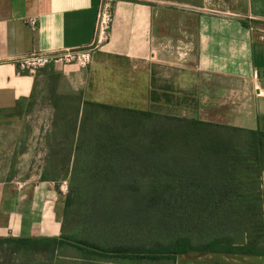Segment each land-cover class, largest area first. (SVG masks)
Here are the masks:
<instances>
[{
  "label": "crops",
  "instance_id": "0c3cea01",
  "mask_svg": "<svg viewBox=\"0 0 264 264\" xmlns=\"http://www.w3.org/2000/svg\"><path fill=\"white\" fill-rule=\"evenodd\" d=\"M158 1L115 0L110 38L94 52L90 66L58 64L32 73L20 71L10 58L91 43L102 0H0L1 239L63 240L67 197L56 181L42 178L41 173L33 180L31 165L19 180L1 173L5 160L1 155L15 157L7 148L16 147L17 122L38 99L51 106L50 130L72 105L153 111V62L164 56L165 44L182 31L176 33L174 27L184 28ZM202 4L186 17L188 40L193 43L187 61L188 74L193 75L190 86L197 95L195 119L264 131V0ZM32 18L35 25L29 23ZM262 180L264 192V173ZM191 252L264 264L260 255Z\"/></svg>",
  "mask_w": 264,
  "mask_h": 264
},
{
  "label": "rangeland",
  "instance_id": "374dc122",
  "mask_svg": "<svg viewBox=\"0 0 264 264\" xmlns=\"http://www.w3.org/2000/svg\"><path fill=\"white\" fill-rule=\"evenodd\" d=\"M158 2V5L164 7L166 11H172L175 24L182 23L184 28L177 25L174 27L176 33L180 28L182 31L177 38L165 44V50L161 52L164 56L153 62L152 110L156 114L173 119L194 120L197 95L195 87L190 86V78L193 75L188 74L191 68L188 67L187 61L193 43L188 40L186 17L192 9L195 10V5L200 7L198 4H202L205 0H159ZM202 5L204 7V4ZM192 30L194 29L191 27ZM36 102L35 106L29 107L30 113L26 114L22 121L17 122L16 147L7 148L14 150L15 157L1 155V159H5L1 163V173L8 174V177L16 175V180H19L20 176L28 175L27 168L31 165V168H34L30 174L33 180H37L40 173L42 177L57 179L55 185L59 187L62 195L67 197L70 193L73 200L71 207L65 210L64 214L65 233L75 235L78 239L110 248L117 246L151 248L169 242L174 236L159 233L157 231L159 229L155 227H145L143 231H139L127 229L123 223H113L115 213L129 211L128 209L134 205L132 192L126 186L136 182L138 189H135V192L149 191L152 175L161 173L159 169L163 164L170 169L178 166V163L180 165L193 163L195 169L187 171L188 175L196 177V174L201 172L203 178L208 175L212 182H216L225 174L224 170L219 169L221 164L213 158L214 155H211L214 146H208V151L211 152L208 153L209 155L197 156L189 149L183 156L187 158L186 161H181L184 160L179 155L182 148L177 147L174 141L164 140L160 134L155 137H148L145 134V127H151L155 122H159L155 125L158 132L163 134L165 125L172 126L177 122H171L163 117L156 120L155 117L86 107L80 114L69 113L64 115L63 119L57 118L54 120L53 129L50 130L51 106L41 98ZM193 129L195 133L200 126L195 125ZM71 135H75L78 139L75 141L77 150L70 160ZM193 137L201 136L194 134ZM201 160L205 161L204 166ZM68 165H70L69 174ZM252 178H257L256 174H252ZM252 186L254 187L253 184ZM102 205L109 207V214L107 219L100 215L97 220L95 218L97 211L94 210ZM156 216L157 212L153 213L151 218ZM207 241L206 237L194 238L196 244ZM87 249L91 247L71 241L56 246L54 253L51 250L42 252L38 251V248H31L28 254L24 255L21 250L14 252L12 243H2L0 264H172L166 259L131 258L122 253L98 255ZM215 262L216 264H250L251 260L239 256H214L188 252L186 255H180L176 264H215Z\"/></svg>",
  "mask_w": 264,
  "mask_h": 264
},
{
  "label": "trees",
  "instance_id": "16d2710c",
  "mask_svg": "<svg viewBox=\"0 0 264 264\" xmlns=\"http://www.w3.org/2000/svg\"><path fill=\"white\" fill-rule=\"evenodd\" d=\"M86 107L155 117L156 120L163 117L171 122H177L172 126L164 122L168 124L164 127V134L158 132L155 125L157 122H155L153 126L145 127V134L148 137L160 134L164 140L174 141L177 147L182 148L179 155L184 160L181 161H186L187 158L183 156L189 149L199 156L211 153L208 151V146H214L211 149V155H214L213 158L221 164L219 169L224 170L225 174L216 182H212L209 179L210 176L203 178L200 175L201 172L196 174V177L188 175L189 171L195 169L193 163L190 165L178 163V166L170 167V169L163 164L159 169L161 173L152 175L149 191L135 192V189H138L136 182L126 186L132 192L134 205L128 209L129 211L115 213L113 223H123L127 229L139 231H143L145 227H155L159 229L157 230L159 233L174 236L169 239V242L161 243L156 247H102L94 242L78 239L75 235L66 234L65 224L63 240L0 238V244L12 243L14 252L21 250L26 255L31 248H38V251L42 252L51 250L54 253L56 246L72 241L91 247L87 251L92 250L98 255L108 256L110 253L121 255L122 253L131 258L166 259L172 264H176L179 255L191 251L264 256V192L262 188L264 131L219 125L198 119H173L153 111H138L104 104L84 103L79 108L72 105L69 107V113L80 114ZM195 125L200 126V129L193 133ZM194 134L201 137L194 138ZM71 139L70 160L77 150L75 141L78 138L73 135ZM201 161L204 166L205 161ZM69 166H67L68 174ZM251 173L256 174L257 178H252ZM42 178L57 180L45 176ZM71 197L72 194L69 193L66 198V211L72 205ZM94 211H97V217H95L97 220L100 215L107 219L109 207L102 205ZM156 212L157 216L151 218V215ZM198 237H206L208 241L196 244L194 238Z\"/></svg>",
  "mask_w": 264,
  "mask_h": 264
},
{
  "label": "built area",
  "instance_id": "2783aa9c",
  "mask_svg": "<svg viewBox=\"0 0 264 264\" xmlns=\"http://www.w3.org/2000/svg\"><path fill=\"white\" fill-rule=\"evenodd\" d=\"M114 21L112 0H102L98 12L95 35L91 43L78 47H65L54 50H34L29 53L18 54L10 61L22 72H36L50 65L67 64L81 68L88 67L93 62V54L101 45L108 41ZM35 25L36 19L29 20Z\"/></svg>",
  "mask_w": 264,
  "mask_h": 264
}]
</instances>
